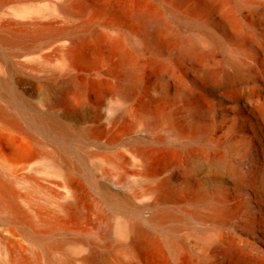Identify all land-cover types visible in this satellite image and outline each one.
Masks as SVG:
<instances>
[{"label": "bare ground", "instance_id": "1", "mask_svg": "<svg viewBox=\"0 0 264 264\" xmlns=\"http://www.w3.org/2000/svg\"><path fill=\"white\" fill-rule=\"evenodd\" d=\"M112 1L0 34V264H264V0Z\"/></svg>", "mask_w": 264, "mask_h": 264}, {"label": "rangeland", "instance_id": "2", "mask_svg": "<svg viewBox=\"0 0 264 264\" xmlns=\"http://www.w3.org/2000/svg\"><path fill=\"white\" fill-rule=\"evenodd\" d=\"M117 2V0L112 1L111 10L116 13H123V4ZM61 3L62 0H6L0 7V34L15 33L22 29L24 24L33 21L64 20L65 10L61 7ZM26 27H28V31L33 28L31 25H26ZM120 74H118V80L122 78V74ZM99 97L103 98V96L95 95L93 100ZM116 99L117 95L113 92L108 94L105 103L109 105ZM120 149L122 148L119 147L118 150ZM122 157L117 161L115 168H110L111 176L107 183L117 198L129 200L135 207H142L139 211L131 210L127 214L133 219L145 221L150 214V209H146L145 206L154 200V196L146 194L147 183L138 181L133 175L134 166L129 160V155L126 154ZM98 174L101 177L102 172L100 171ZM98 174L96 172V175ZM101 180L104 181L103 178Z\"/></svg>", "mask_w": 264, "mask_h": 264}]
</instances>
